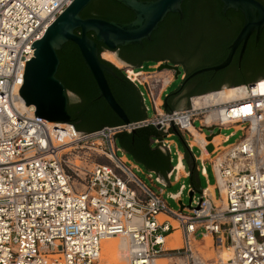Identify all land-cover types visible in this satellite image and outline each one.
<instances>
[{
	"label": "built area",
	"instance_id": "2783aa9c",
	"mask_svg": "<svg viewBox=\"0 0 264 264\" xmlns=\"http://www.w3.org/2000/svg\"><path fill=\"white\" fill-rule=\"evenodd\" d=\"M73 1L0 0V264H96L111 236L128 239L129 264H156L161 257L174 264H264V79L233 86L240 96L218 103L196 105L195 99L223 89L190 96L191 109L167 114L163 95L186 72L176 77L174 68L160 70L167 65L162 62L126 66L125 76L150 99L152 116L93 132L46 121L19 90L32 44ZM208 113L215 114L211 125L203 121ZM148 126L164 134L153 142L168 152L177 129L191 152L197 146L206 154L193 156L203 174L211 165L216 181L199 199L185 205L182 191L170 194L180 205L171 208L165 184L146 182L125 157L117 135ZM212 127L244 135L228 143L232 131L209 153L213 139L205 129ZM193 129L205 143L196 141ZM176 231L182 245L168 246ZM205 234L225 250L226 260L201 254L198 239Z\"/></svg>",
	"mask_w": 264,
	"mask_h": 264
},
{
	"label": "water",
	"instance_id": "95a60500",
	"mask_svg": "<svg viewBox=\"0 0 264 264\" xmlns=\"http://www.w3.org/2000/svg\"><path fill=\"white\" fill-rule=\"evenodd\" d=\"M91 1L74 0L48 27L43 38L32 44L31 48L35 47L34 57L26 62L24 83L19 90L21 96L26 101V105H35V115L37 117H41L49 122H61L64 126L73 124L76 131H81L71 122L73 116V118H78L77 124L84 132L97 131L103 126L111 127L147 119L146 108L143 105L139 91L134 84H131L136 92L134 93L135 100L130 101L127 98V94H125L122 88L125 82L123 74L115 69V71H112L101 60V58L104 59L102 56L103 51L100 53L97 41H102L110 50H114L120 46L142 44L144 40L152 38L153 32L158 29L160 23L169 13H179L183 16L182 4L185 0H117L131 9L135 14V18L132 21L125 23L95 17L83 18L81 12ZM220 1L223 2V11H227L229 8L240 9L245 15V25L234 41L232 50L224 62L200 68L188 76V78L204 71H218L228 66L233 59L237 45L241 41L247 42L253 30L256 29L259 34L264 26V5L260 0ZM77 29H81V32L77 33ZM91 31L95 33L96 39L88 35ZM68 41H73L78 45L84 63L92 73L99 88V92L95 90V92L86 94L82 101L83 104L80 108L75 109L76 111H72V115L68 112L67 107L68 96L69 94L73 96L74 93L67 91L64 84L56 77L60 64L57 51L61 50L63 45ZM114 53L121 63L130 66L116 52ZM167 66L175 68L177 77L180 73V68L176 65ZM183 69L185 70V68ZM105 71H111L113 74L110 75V83ZM205 74L202 73V75ZM185 77L186 75L183 80ZM242 81L244 80L228 82V85H224L222 88L216 90L241 85L238 83ZM182 82L177 89L180 88ZM229 84L237 85L229 86ZM212 87H219V84H201L194 91H188L186 96L194 92L208 90ZM177 89L170 92L164 99L163 106L167 114L172 113V110L178 112L191 109L190 101L187 97L180 101L178 99L174 100L173 105L175 104V106L166 108L167 98L170 94L176 92ZM98 96L103 97V100H100ZM213 129L214 127L210 128V130ZM175 131L177 134H180L177 129ZM190 196L192 200L193 192H190Z\"/></svg>",
	"mask_w": 264,
	"mask_h": 264
},
{
	"label": "flooded vegetation",
	"instance_id": "af4514ba",
	"mask_svg": "<svg viewBox=\"0 0 264 264\" xmlns=\"http://www.w3.org/2000/svg\"><path fill=\"white\" fill-rule=\"evenodd\" d=\"M117 1V0H116ZM264 5V0H260ZM118 2V1H117ZM221 4V9L223 14L214 15V7ZM198 9L192 7L189 8L191 13L188 16H181L183 19L180 26H173L168 29L167 33H162L156 41H150L147 45L142 43V47L138 49H132L129 45L120 46L112 51L130 66L139 67L144 66L145 63L150 62L149 66L162 62V64L179 66V68H185L186 66L182 62H174L173 58L175 53L171 51V46L169 45L170 31L179 28L177 31L175 39L179 41L180 47L189 46L192 44H202L208 41L210 38H217V43L212 45L213 49H210V53L219 56V59L215 61L214 64H207L204 67L213 66L224 62L232 50V46L239 33L245 25V15L240 9L229 8L227 11H223V2L220 0H207L204 3H200ZM97 10L108 11L112 16H100ZM200 12V13H194ZM83 18H102L106 20H113L117 22H130L135 18L134 12L124 6L123 4L113 2L111 0H92L81 12ZM171 26V25H170ZM77 33L81 32V29L76 30ZM88 35L94 39L95 33L89 32ZM151 40V39H150ZM105 45L102 41H97ZM75 42L68 41L63 45L61 50L57 51L60 59V64L58 66L56 77L64 84L67 91H72L73 96L69 94L68 96V112L72 115V111H76L83 104V98L89 92H95L98 90V84L93 77L92 73L84 63L81 51H72L67 45H72ZM76 44V43H75ZM77 45V44H76ZM78 46V45H77ZM106 46V45H105ZM79 48V47H78ZM105 50H110L107 46ZM76 52V53H75ZM264 52V26L262 27L260 33L255 29L251 32L247 42L241 41L234 51V56L231 63L221 70H214L216 74H205V75H194L196 77H186L181 84V89L169 95L167 98L166 108H171L173 106L174 100H183L190 90H195L201 84H219L221 82H236L239 80H246L255 77L253 73L255 67V59L259 53ZM206 52H202L199 55V59L205 63L207 58L205 56ZM211 55V56H213ZM78 63L68 64L67 60L71 61L73 59H78ZM82 59V62L80 61ZM131 62V63H129ZM138 63L141 65L135 66ZM107 64V63H105ZM187 64V62H186ZM112 71L114 68L107 64ZM203 65V64H202ZM200 69V68H199ZM198 70V69H197ZM212 71V70H209ZM206 72V71H204ZM208 72V71H207ZM106 77L110 83V75H113L111 71H105ZM188 78V79H187ZM69 89V90H68ZM174 96V97H173ZM99 97V96H98ZM103 100V97H99ZM73 118V116H72ZM81 123V122H80Z\"/></svg>",
	"mask_w": 264,
	"mask_h": 264
},
{
	"label": "rangeland",
	"instance_id": "374dc122",
	"mask_svg": "<svg viewBox=\"0 0 264 264\" xmlns=\"http://www.w3.org/2000/svg\"><path fill=\"white\" fill-rule=\"evenodd\" d=\"M105 52H109V51H105ZM105 52L103 53V57L105 59L109 60L114 66H116L117 68H119L121 70L126 68V65L121 63L116 58L114 52L111 51V53H112L110 55L111 57L108 54H105ZM149 63L150 62L145 63L144 64V68L148 69ZM181 70L183 72L185 71L183 68H181ZM181 82H182L181 76H179L177 79H175L174 82L171 84V86L167 89V91L163 95L164 99L170 92L175 91L178 88V86H179V84ZM140 89L142 90L143 88L141 87ZM145 97L146 98L144 100V105H150L151 106V109L149 111H147V115L148 116H152L153 113H154V111L152 109V103H151L150 99H148L147 96H145ZM203 121L206 124H209V125L213 124L215 122V114L208 113L207 115H205L203 117ZM195 126H197V127L200 126V121H196L195 122ZM217 131H218V128L215 129V132H217ZM232 131H234V135H232L230 137V140H229L228 143H235L238 140H240L243 137V135H244V132L242 130H234L233 128L223 129L222 133L223 134H230ZM163 136H164V134L162 132H159V137L162 138ZM173 139H174L175 142H174V144L171 147V152L169 153V157L172 159V161H171L172 164H175L177 162V160H178V151H179V152L185 153V159L187 161H184V162H185V165L187 166V168L195 166L196 169H197V162L195 161L194 158H192L190 156V154H189V152L187 150V147H186V142H185L184 136L181 133L180 134L174 133ZM181 156H182V154H181ZM187 163H188V165H187ZM205 166H206V170L208 172L209 183L214 184L216 179H215V175H214V173L212 171L211 165L209 163H207ZM136 172L142 179H144L146 182L150 183V178L148 176L149 172H147V170L145 168H142V170H137ZM183 173L184 172H181L179 174V176L181 174H183ZM154 176H155V174L152 175L153 179H154ZM172 181H173L172 184L168 185L165 188V198H166L169 206L171 208H173V209H179L180 208V205L178 204V202L174 198H172L170 196V193H177L181 189L182 185H185V187L182 190V194H181L183 203L185 205H189L190 202H191V196H190L191 179L188 178V177H185V178H182L181 180L177 181L174 178ZM202 183H203V185H206L208 183L206 177H202ZM159 186H160V184L156 183V187H159ZM200 193L201 192L198 191V190L194 191L193 199L194 200L199 199L200 198ZM173 235L168 240V243H167L168 246H171V247L181 246L182 243H181V239H180V231H177V239H176V241H173ZM117 239L118 240H122L123 245L126 243L125 242L126 241L125 238H121L120 239V238L117 237ZM198 246H199V250H200L201 254L206 259L218 260L222 256H224V257L228 256L227 253L225 252V250H222V248H218L217 247L216 241L213 239L211 234H206L205 236L200 237L198 239ZM114 256L116 257V252L110 251V253L109 252L107 253L106 250H105V245L103 243L101 257H100L99 262H97L96 264H114V259H115ZM174 262H175V259H169V258H165V257H163V258L161 257L158 260V264L159 263L160 264H174ZM119 264H129V263H128V260L127 261L123 260Z\"/></svg>",
	"mask_w": 264,
	"mask_h": 264
},
{
	"label": "trees",
	"instance_id": "16d2710c",
	"mask_svg": "<svg viewBox=\"0 0 264 264\" xmlns=\"http://www.w3.org/2000/svg\"><path fill=\"white\" fill-rule=\"evenodd\" d=\"M111 1L119 3L116 0H111ZM205 1H207V0H185L183 2V4H182L184 16L186 17V16L190 15L191 13H193V12L190 11L191 9L188 10L189 8L194 7L195 9L196 8L198 9V7L201 6L200 3H204ZM213 9H214V12H212V14H214V15L223 14L222 9H221V4L219 6L215 5V7ZM97 13L100 16L101 15L102 16H107L108 15V17L112 16V14H110L108 11H104V10H99V11L97 10ZM194 13H200V12L194 11ZM182 20L183 19L180 17L179 13H173V12L169 13L166 16V18L160 23L158 29L153 32L151 40H147L146 39V40L143 41V43L145 45H147L150 41H156L160 37V35L162 33L163 34L167 33L168 29L170 27H172V25L174 27L175 26H180V23L182 22ZM178 30H179V28L174 29V30L172 29L169 32L170 35H168V38H169L168 40H169V45L172 48L171 51L173 53H175L174 55L176 57V58H173V61L174 62H182V63H184V65L186 66L187 77L190 76L191 74H193L197 69H199V68H201L203 66H206L207 64H214L215 61L219 59V56H217L215 54L213 55V53H210L211 52L210 49H213L212 45L217 43V40H216L217 38L216 37L215 38H210V39H208L207 42L202 43V44H192V45H189V46L186 45V46L180 47V45H179L180 42L175 39L176 34L178 33L177 32ZM97 44H98V48H99L100 53H102V51L105 50L106 46L101 44L100 42H98ZM67 46H69L70 48H73L72 51L75 50V51L79 52V48H78V46L75 43L72 44V45H67ZM129 46L132 49H135V50L142 47L141 44H133V45H129ZM202 52H206L205 56L206 57H210V58H207V61L205 63L202 62V59H199V55ZM79 55H80V52H79ZM211 55H213V56H211ZM101 60L104 63H107V64L111 65L116 71L121 72L120 69L117 68L116 66H114L111 62H109V61H107L105 59H102V58H101ZM80 61L82 62L81 58H80ZM255 61L256 62H255V67H254L253 73L255 74V72H257V74H255L256 76L251 78V79H246V80H244V81H242V82H240L238 84L248 83V82H251V81H256L258 79L264 78V52L263 53H259L257 55V58L255 59ZM72 62L73 63H78L79 62V58L78 59H73L71 61L67 60L68 64H71ZM186 62H187V64H186ZM129 63H131V62H129ZM139 65H141V64L138 63L135 66H139ZM202 73L216 74L217 72L212 70V71H208V72L206 71V72H202ZM201 74H198V75H201ZM196 76H193V77H196ZM123 79L125 80V82L123 83L122 88H123L125 94H127V98L130 99V101H134L135 100V94L134 93H136V92L134 91V89L131 86V84H133V83L125 76V74H123ZM224 85H228V82H221V83H219V87H216V88L212 87V88H210L208 90H205V91H198V92L191 93V94H189L187 96V98H189L190 96L195 95V94H200V93H204V92L220 89ZM232 85H237V84H229V86H232ZM180 89H181V87H180ZM177 91H179V89H177ZM173 106H175V104ZM77 121H78V118H72V120H71V122L75 124V126H76V128L78 130L83 131L80 128V126L77 124ZM142 129L143 128H139V129L135 130L134 132H138V130H142ZM131 133H133V132H131ZM186 147H187V150H188V152H189V154L191 156V152H190L187 144H186ZM185 161H187V160L185 159ZM187 165H188V163H187ZM189 170H190L189 178L191 179V185L190 186L192 187L193 191H197L198 190V191L202 192L201 187L196 182V179L199 178L198 171H197L196 167L195 166L190 167Z\"/></svg>",
	"mask_w": 264,
	"mask_h": 264
},
{
	"label": "crops",
	"instance_id": "0c3cea01",
	"mask_svg": "<svg viewBox=\"0 0 264 264\" xmlns=\"http://www.w3.org/2000/svg\"><path fill=\"white\" fill-rule=\"evenodd\" d=\"M104 58V57H103ZM105 59V58H104ZM107 60V59H105ZM109 61V60H107ZM110 62V61H109ZM121 70V69H120ZM122 74H124L123 70H121ZM133 83V82H132ZM134 84V83H133ZM135 85V84H134ZM137 90L139 91L141 95V87L135 85ZM142 97V95H141ZM164 99V97H163ZM143 100V97H142ZM143 105H144V100H143ZM146 108V105H144ZM146 117L147 115V110H145ZM225 129V128H223ZM222 129V130H223ZM222 130H219L215 132V129L213 132H210L209 130L205 129L206 134H211L210 139L212 140V143H209V145L206 147V151L210 153V151L213 149L214 144L216 142H224L226 137L230 134H223ZM159 130L156 127L153 126H148V127H143L142 130H138V132H121L117 135V144L118 146L122 149V152L124 153L125 157L134 163L135 165L138 166L140 170L142 168H145L147 172H149L148 176L151 174H155V177H158L160 179V183H157L154 181L153 177L152 180H150L151 183L156 187V183L160 184L159 187L157 188H163L164 184V196H165V188L172 184V180L175 178L177 181L181 180L182 178L188 177L190 175V170L187 168L185 165V169L187 173L184 172L179 176V170L177 171L174 167L178 163L179 159L175 164H172V159L169 157V153L167 150H165L161 145L153 142L154 138H161L159 137ZM221 137L220 140H215V137ZM190 150V149H189ZM191 152V151H190ZM201 153V156L204 157L206 154L204 152H201V150L196 146L193 149V152H191V157L194 158L193 154L199 155ZM182 154V159L183 162L185 161V153L180 152ZM181 156V155H180ZM185 164V162H184ZM197 170H198V175L199 178L196 179L197 184L201 187V189L207 187L208 185H213L212 183H209L208 180V172L207 170L205 171V174H203L199 169L197 165ZM213 171V170H212ZM180 172V173H181ZM202 177L207 178V184L203 185L202 183ZM169 183V184H168ZM185 185L181 186V189L177 192L180 193ZM192 187H190L191 189ZM191 192V191H190ZM170 194H175V193H170ZM217 194V191L215 190V195ZM177 232V231H176ZM175 232V233H176Z\"/></svg>",
	"mask_w": 264,
	"mask_h": 264
},
{
	"label": "bare ground",
	"instance_id": "6f19581e",
	"mask_svg": "<svg viewBox=\"0 0 264 264\" xmlns=\"http://www.w3.org/2000/svg\"><path fill=\"white\" fill-rule=\"evenodd\" d=\"M105 51H109V52H105ZM111 51L112 50H104L103 53L105 52V54H108L110 56L112 54ZM103 53H102V56H103ZM165 68L171 69L172 67L164 65V66H162L160 68V70H163ZM239 96H240V94H239V90L238 89H235L234 87H229V88L223 89L218 94L210 93V94L206 95V97H204V98L197 97L195 99V101H196V105H203V104H209V103H218V102H221V101H225V100H227L229 98H235V97H239ZM193 132H194V134L196 136V141L197 142H200L201 144L205 143V138H204L203 134H200L195 129H193ZM220 138L221 137L217 136V137H215V140H220ZM182 158L183 157L180 156V159H179L178 163L176 164V169L179 170L178 174H180L181 171H184L185 173H187V171L185 169V164H184ZM211 189L213 190V187H211ZM161 217H164V215H161ZM173 234H172L173 235V241H176L177 232L173 233ZM125 242H126L125 243L126 245L125 244L123 245L122 240H118L117 236H111V237H109V238H107L106 240L103 241V243L105 245V250H106L107 253L108 252L110 253V251L116 252V257L114 256V258H115L114 259V264H119L123 260H126V261L128 260L129 251H130V245H129L128 239H126ZM103 243H102V246H103ZM227 257L228 256H225V257L222 256L218 260H221V259L226 260ZM158 260L159 259L156 260V264H158ZM218 260H216V261H218Z\"/></svg>",
	"mask_w": 264,
	"mask_h": 264
}]
</instances>
